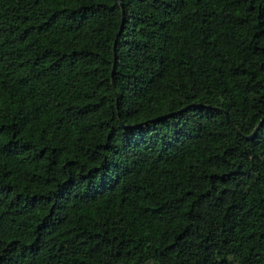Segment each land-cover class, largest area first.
Returning a JSON list of instances; mask_svg holds the SVG:
<instances>
[{"label": "trees", "instance_id": "16d2710c", "mask_svg": "<svg viewBox=\"0 0 264 264\" xmlns=\"http://www.w3.org/2000/svg\"><path fill=\"white\" fill-rule=\"evenodd\" d=\"M264 264V0H0V264Z\"/></svg>", "mask_w": 264, "mask_h": 264}, {"label": "rangeland", "instance_id": "374dc122", "mask_svg": "<svg viewBox=\"0 0 264 264\" xmlns=\"http://www.w3.org/2000/svg\"><path fill=\"white\" fill-rule=\"evenodd\" d=\"M145 264H152L151 262H147V263H145Z\"/></svg>", "mask_w": 264, "mask_h": 264}]
</instances>
